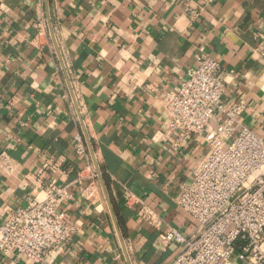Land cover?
<instances>
[{
	"label": "crops",
	"instance_id": "crops-1",
	"mask_svg": "<svg viewBox=\"0 0 264 264\" xmlns=\"http://www.w3.org/2000/svg\"><path fill=\"white\" fill-rule=\"evenodd\" d=\"M260 41L264 0H0V223L59 159L43 183L68 187L76 231L44 264L170 263L180 247L163 249L160 232L195 231L177 200L209 144L192 136L176 149L158 98L179 90L204 49L229 83L223 104L244 105L236 133L264 136ZM142 204L161 231L141 221ZM0 264L33 263L14 253Z\"/></svg>",
	"mask_w": 264,
	"mask_h": 264
},
{
	"label": "built area",
	"instance_id": "built-area-1",
	"mask_svg": "<svg viewBox=\"0 0 264 264\" xmlns=\"http://www.w3.org/2000/svg\"><path fill=\"white\" fill-rule=\"evenodd\" d=\"M197 16L194 13L192 18ZM253 54L264 69V41L253 48ZM228 84L220 62L200 49L191 77L178 91L158 98L167 116V132L178 135L176 149L192 136H202L209 144L192 183L182 185L177 200L196 222L190 236L173 228L161 231L164 219L147 205L139 211L141 221L161 231L163 249L172 244L180 247L168 264H264V136L247 128L236 133L244 105L223 104ZM86 151L79 135L76 152ZM60 170L59 159L45 164L37 177L38 193L28 197L24 207L6 213L0 223V255L18 253L33 264H44L71 239L76 227L68 223L63 207L72 194L54 179L43 183L49 173Z\"/></svg>",
	"mask_w": 264,
	"mask_h": 264
}]
</instances>
